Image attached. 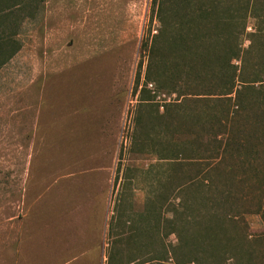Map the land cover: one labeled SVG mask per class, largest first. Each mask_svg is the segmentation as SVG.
<instances>
[{"label":"rangeland","instance_id":"obj_1","mask_svg":"<svg viewBox=\"0 0 264 264\" xmlns=\"http://www.w3.org/2000/svg\"><path fill=\"white\" fill-rule=\"evenodd\" d=\"M23 15L16 88L0 70V264H264V124L257 154L219 155L228 105L197 43L182 96L142 94L152 0H23ZM255 26L249 11L237 89L260 85ZM248 94L241 127L264 111Z\"/></svg>","mask_w":264,"mask_h":264},{"label":"trees","instance_id":"obj_2","mask_svg":"<svg viewBox=\"0 0 264 264\" xmlns=\"http://www.w3.org/2000/svg\"><path fill=\"white\" fill-rule=\"evenodd\" d=\"M203 1L152 0L153 13L159 29L149 39L150 45L147 49L148 71L150 72L153 66L162 67L159 52L161 51V43L164 41H168L170 47H175L172 50L178 51L177 55L181 52L185 54L183 56L180 54L170 68L164 64V68L157 72L155 76H151V73L148 72L149 75L145 86L141 89V93L144 94L149 91L146 87L148 84L153 83L157 91H168L182 96L177 91V88L181 86V83L177 81L178 78L183 82H188L191 76H194L200 70L195 58H190L189 56L198 53V48L196 49L195 47L197 43L203 54L208 56V60L212 63L215 62V67L212 68L211 73L213 78L216 76L218 79L219 87L217 88V85L214 87L216 92H219L222 97L221 99L228 105L226 124L224 126L227 134L225 133V140H220L218 143L219 155L221 154L223 157L227 153L240 152L243 149L250 151L251 154H257V142L259 140L256 141V139L263 133L260 130L264 124L263 109L255 111L254 117L246 120V122L251 123L249 127L246 125L241 127L239 123L250 112H247L248 101L245 99V93L248 96V92L258 95V105L264 107V63L262 64L263 70L260 73L253 74V78L250 81L252 84H260L257 89H255L254 85L250 87L242 85L241 89H237L236 78L238 69L232 62L234 59L241 58L239 41L245 32V20L249 11L256 23L254 37L264 36V3L261 4L259 0H256L252 9H249V6L242 7L238 5L234 7L231 5L233 3L231 2L232 0L227 2L231 3L229 8H220V1L218 0H205L207 3ZM257 5L261 9H258ZM201 31L203 33L200 34L199 32ZM203 35L204 37L202 38L201 36ZM201 43L203 45H199ZM219 44H224V50L221 53L218 52ZM144 47L147 48V44ZM252 48L253 45L250 50ZM179 67H181L180 72ZM222 142L224 148L221 145ZM258 211L264 218V202L259 205Z\"/></svg>","mask_w":264,"mask_h":264},{"label":"crops","instance_id":"obj_3","mask_svg":"<svg viewBox=\"0 0 264 264\" xmlns=\"http://www.w3.org/2000/svg\"><path fill=\"white\" fill-rule=\"evenodd\" d=\"M23 17V0H0V70L3 71L7 84L13 88L17 87V80H20L15 78V64L22 46ZM104 214L107 218L106 212ZM98 238H103L101 232ZM89 245L94 246L92 243Z\"/></svg>","mask_w":264,"mask_h":264}]
</instances>
